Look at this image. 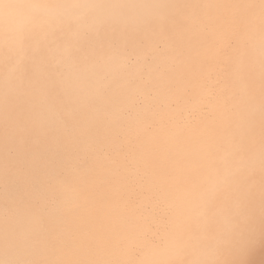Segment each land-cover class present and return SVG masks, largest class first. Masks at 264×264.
<instances>
[{
	"label": "snow or ice",
	"instance_id": "6c2138e0",
	"mask_svg": "<svg viewBox=\"0 0 264 264\" xmlns=\"http://www.w3.org/2000/svg\"><path fill=\"white\" fill-rule=\"evenodd\" d=\"M258 243L264 0H0V264Z\"/></svg>",
	"mask_w": 264,
	"mask_h": 264
},
{
	"label": "bare ground",
	"instance_id": "6f19581e",
	"mask_svg": "<svg viewBox=\"0 0 264 264\" xmlns=\"http://www.w3.org/2000/svg\"><path fill=\"white\" fill-rule=\"evenodd\" d=\"M248 259L250 264H264V247L258 243Z\"/></svg>",
	"mask_w": 264,
	"mask_h": 264
}]
</instances>
